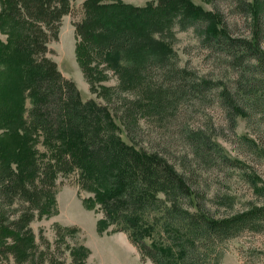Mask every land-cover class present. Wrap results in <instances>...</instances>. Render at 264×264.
I'll list each match as a JSON object with an SVG mask.
<instances>
[{"label": "trees", "instance_id": "trees-1", "mask_svg": "<svg viewBox=\"0 0 264 264\" xmlns=\"http://www.w3.org/2000/svg\"><path fill=\"white\" fill-rule=\"evenodd\" d=\"M74 1L0 0V264L58 263L37 250L29 224L57 213L56 179L70 174L80 189L93 193L83 203L102 213L99 230L109 225L124 232L141 260L221 264L223 242L246 229L264 230V205L216 217L167 159L133 140L141 118L167 122L181 102L194 101L209 83H197L170 46L153 34L161 35L166 27L192 30L201 45L264 70L260 13L254 14L249 39H232L218 12L190 0L143 6L83 0L73 23L75 54L91 90L106 101L101 103L82 101L75 84L47 57V44L56 39L62 17L73 15ZM253 8L246 4L247 10ZM108 71L117 85H99ZM122 93L130 96L119 113L109 104ZM221 95L231 121L232 115L246 114L238 102L242 97L225 90ZM183 134L196 146H213L203 129L185 128ZM230 163L243 168L240 161ZM247 177L254 192L264 196L260 178ZM16 198L23 202L16 204ZM77 231L56 226L54 244L65 232ZM86 253L84 246L73 244L70 264H86Z\"/></svg>", "mask_w": 264, "mask_h": 264}, {"label": "rangeland", "instance_id": "rangeland-1", "mask_svg": "<svg viewBox=\"0 0 264 264\" xmlns=\"http://www.w3.org/2000/svg\"><path fill=\"white\" fill-rule=\"evenodd\" d=\"M118 1L143 6L156 0ZM190 1L204 10L218 12L232 39H249L253 35L254 14L259 12L260 46L264 51V0ZM82 2H72L73 15L62 17L56 39L47 44V57L55 62L63 77L75 84L82 101L92 98L106 103L98 97V92L91 90L75 54L73 23L81 15ZM246 4L254 8L247 10ZM153 35L170 46L179 66L187 67L197 83H209L194 101L181 102L178 111L169 114L167 122L159 123L154 117L141 118L133 142L167 159L197 192L198 200L216 217L235 215L252 205H264V196L254 192L247 177L254 174L261 179L257 181L258 185L264 183V70L247 67L246 58L242 64H237L227 51L201 45L197 32L192 30L174 28L170 32L166 27L161 35L158 32ZM249 64L255 65L254 60L250 59ZM99 85L115 86L117 79L108 71L107 80ZM223 90L243 98L238 102L244 107L245 115H232L231 121L229 109L219 96ZM126 95H118L109 107L114 106L121 113L127 102ZM185 128L203 129L210 139L207 142L213 146L194 145L184 137ZM230 160L240 161L243 168L233 167ZM56 184L57 213L34 219L29 224L37 250L45 251L46 256L52 255L57 264H70L69 247L78 242L87 251L86 264H153L149 259H140L136 247L124 232L112 231L109 225L99 230L97 222L102 213L95 206L91 209L84 206L83 200L93 193L80 189L75 174L58 175ZM16 199V204L23 202V199ZM56 226L77 227L78 231L74 234L65 232L64 238L54 244ZM39 235L48 242V249ZM222 249L221 264H264V230H243L223 242Z\"/></svg>", "mask_w": 264, "mask_h": 264}]
</instances>
